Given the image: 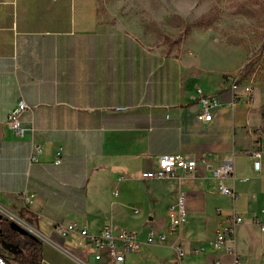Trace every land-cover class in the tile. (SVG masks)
Listing matches in <instances>:
<instances>
[{"label": "crops", "instance_id": "1", "mask_svg": "<svg viewBox=\"0 0 264 264\" xmlns=\"http://www.w3.org/2000/svg\"><path fill=\"white\" fill-rule=\"evenodd\" d=\"M102 9L100 0H0V205L42 232L41 264H97L84 237L54 231L70 222L90 235L108 224L133 230L139 247L122 264H264L255 221L264 223V111L253 88L232 91L238 68L199 54L201 45L156 44ZM202 96L218 101L209 122L197 119ZM19 99L30 107L20 119L42 146L36 161L29 138L6 122ZM163 154L194 158L197 168L179 180L143 178ZM229 158L225 183L242 216L235 252L214 245L231 199L212 170ZM179 190L187 221L172 232Z\"/></svg>", "mask_w": 264, "mask_h": 264}, {"label": "rangeland", "instance_id": "2", "mask_svg": "<svg viewBox=\"0 0 264 264\" xmlns=\"http://www.w3.org/2000/svg\"><path fill=\"white\" fill-rule=\"evenodd\" d=\"M100 5L108 17L114 14L123 27L138 30L156 44L168 43L183 34V40L191 45H201L199 54L212 57L220 65L238 68L235 77L250 58L256 59L246 80L251 79L253 96L263 104L264 111V0H100ZM0 213L5 241L17 243L10 221L28 231L18 241L21 246L33 228L1 205Z\"/></svg>", "mask_w": 264, "mask_h": 264}, {"label": "built area", "instance_id": "3", "mask_svg": "<svg viewBox=\"0 0 264 264\" xmlns=\"http://www.w3.org/2000/svg\"><path fill=\"white\" fill-rule=\"evenodd\" d=\"M239 75L234 76L230 82V88L236 90L241 87L244 92L251 93V83L242 84L238 82ZM198 91H200L198 89ZM201 106V112L197 115V119L202 122H209L212 119L211 108L218 105V101L215 97L202 96L199 99ZM30 108L23 99H19L16 105L8 113L6 122L13 130L15 135L19 138L28 137L31 144L30 159L38 160L39 155L42 152V146L35 142L33 139V126L31 124L24 125L20 119V114L26 109ZM62 151L59 148L55 152V164H60ZM260 152L255 151L250 154L253 158L254 170L260 169ZM198 165V160L194 158H187L182 155H167L163 154L158 157V164L155 168L142 172L141 176L146 179H166V178H177L178 180L185 174L194 173ZM233 161L231 158L224 161L212 170V175L218 179L219 192L228 195L231 199V213L228 221L225 224H219L216 229V237L214 245L216 248H224L227 243H232L233 246L228 248V251L235 252V241H236V229L242 221V216L235 210L234 204L238 198V194L234 190L233 186H228L225 183L227 177L233 178ZM24 201L26 203L31 202L30 195H24ZM187 194L184 190H179L176 202L170 207L168 212L169 218V230L172 232L178 231L183 223L187 221V210L185 207ZM2 214V213H0ZM1 217V215H0ZM2 222L3 220L0 219ZM259 227L264 231V223L255 219ZM54 231L59 236H66L70 233H77L85 238L86 242L92 246L93 258L99 263H103L109 260V264H122L126 256H130L133 252H136L139 247V242L136 239L135 232L126 228H121L118 231H114L111 224L106 225L103 230L97 235H90L84 228H78L74 222L70 223H56L54 225ZM32 235L40 238L41 234L35 229L31 230ZM154 232L149 231L146 242L152 243L154 241ZM157 237L163 239V234H157ZM175 252L178 256L183 254L180 245H175ZM5 253V255L3 253ZM0 264H19L14 259L8 249H6L2 242H0Z\"/></svg>", "mask_w": 264, "mask_h": 264}, {"label": "trees", "instance_id": "4", "mask_svg": "<svg viewBox=\"0 0 264 264\" xmlns=\"http://www.w3.org/2000/svg\"><path fill=\"white\" fill-rule=\"evenodd\" d=\"M183 38V34H179L177 38L173 41H168V46L178 44ZM256 63V59L250 58L243 66L239 72L238 82L245 80L252 72L253 66ZM13 232L9 230V233ZM15 233V232H13ZM16 234V233H15ZM2 231H0V242L4 241L5 237H2ZM17 251L11 252L14 254V259L19 262V264H41V252H40V241L35 238H27L21 244L18 245V239H16ZM3 253V252H2ZM5 255V253H3Z\"/></svg>", "mask_w": 264, "mask_h": 264}, {"label": "water", "instance_id": "5", "mask_svg": "<svg viewBox=\"0 0 264 264\" xmlns=\"http://www.w3.org/2000/svg\"><path fill=\"white\" fill-rule=\"evenodd\" d=\"M9 228L13 231H16L18 232L19 234L21 235H28V231L23 228L22 226H20L19 224H17L15 221H10L9 222ZM30 238H35V239H38L37 237L33 236V235H30ZM3 246L8 249L10 252H14V251H17V245L15 244H12L11 242H7V241H3L2 242ZM19 251V250H18Z\"/></svg>", "mask_w": 264, "mask_h": 264}, {"label": "flooded vegetation", "instance_id": "6", "mask_svg": "<svg viewBox=\"0 0 264 264\" xmlns=\"http://www.w3.org/2000/svg\"><path fill=\"white\" fill-rule=\"evenodd\" d=\"M15 233H16V239H18V240H20L22 237H24V236H26V235H21V234H19L18 232H16L15 231ZM22 236V237H21ZM12 244H14L13 242H11Z\"/></svg>", "mask_w": 264, "mask_h": 264}]
</instances>
